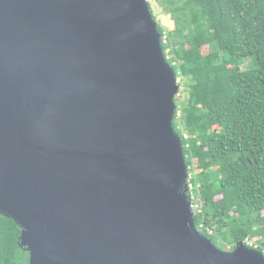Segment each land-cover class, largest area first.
<instances>
[{
	"label": "water",
	"instance_id": "95a60500",
	"mask_svg": "<svg viewBox=\"0 0 264 264\" xmlns=\"http://www.w3.org/2000/svg\"><path fill=\"white\" fill-rule=\"evenodd\" d=\"M177 90L146 0H0V216L28 264H264L196 230Z\"/></svg>",
	"mask_w": 264,
	"mask_h": 264
},
{
	"label": "trees",
	"instance_id": "16d2710c",
	"mask_svg": "<svg viewBox=\"0 0 264 264\" xmlns=\"http://www.w3.org/2000/svg\"><path fill=\"white\" fill-rule=\"evenodd\" d=\"M156 1L174 24L157 26L164 57L185 87L172 128L195 228L218 250L243 242L264 257V0ZM19 235L0 216V264H28Z\"/></svg>",
	"mask_w": 264,
	"mask_h": 264
},
{
	"label": "rangeland",
	"instance_id": "374dc122",
	"mask_svg": "<svg viewBox=\"0 0 264 264\" xmlns=\"http://www.w3.org/2000/svg\"><path fill=\"white\" fill-rule=\"evenodd\" d=\"M146 1L149 5V8H150L152 14L155 16V23L157 24V26H161L165 32H169V31L173 30V28H174L173 21H171L169 16L162 13V10H161L160 6L158 5L157 1L156 0H146ZM169 57H170V55H167V58H169ZM176 85H177L178 90H177V93H176L174 98L177 97V99L179 98L180 100H185L186 99V94L184 92L185 87H184L182 81L180 79H176ZM178 116H179V114H178ZM187 170H188V167H187ZM189 180H190V174L187 173V179H186L185 185H187V183H189ZM190 188L191 187L189 186L188 189H190ZM187 192H188V190H187ZM263 215H264V213H263ZM248 245L253 246L255 248L257 246L256 239L248 241ZM224 249H225V252H230V251H232L231 250L232 246L225 244Z\"/></svg>",
	"mask_w": 264,
	"mask_h": 264
},
{
	"label": "flooded vegetation",
	"instance_id": "af4514ba",
	"mask_svg": "<svg viewBox=\"0 0 264 264\" xmlns=\"http://www.w3.org/2000/svg\"><path fill=\"white\" fill-rule=\"evenodd\" d=\"M2 217V216H1ZM2 218H4V217H2ZM17 227V226H16ZM18 228V227H17ZM19 229V228H18ZM19 237V236H18ZM17 246L20 248V246H19V242H18V238H17Z\"/></svg>",
	"mask_w": 264,
	"mask_h": 264
}]
</instances>
